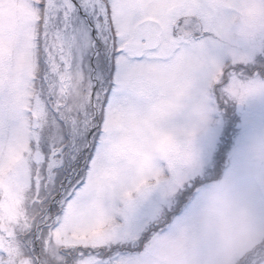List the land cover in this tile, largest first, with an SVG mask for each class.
Returning a JSON list of instances; mask_svg holds the SVG:
<instances>
[{
	"label": "snow or ice",
	"instance_id": "1",
	"mask_svg": "<svg viewBox=\"0 0 264 264\" xmlns=\"http://www.w3.org/2000/svg\"><path fill=\"white\" fill-rule=\"evenodd\" d=\"M0 264H264V0H0Z\"/></svg>",
	"mask_w": 264,
	"mask_h": 264
}]
</instances>
